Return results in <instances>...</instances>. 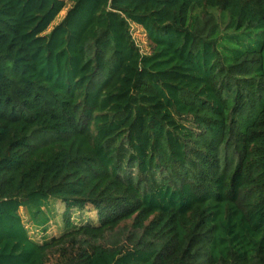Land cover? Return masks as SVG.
Returning a JSON list of instances; mask_svg holds the SVG:
<instances>
[{"label": "trees", "instance_id": "1", "mask_svg": "<svg viewBox=\"0 0 264 264\" xmlns=\"http://www.w3.org/2000/svg\"><path fill=\"white\" fill-rule=\"evenodd\" d=\"M0 264H264V0H0Z\"/></svg>", "mask_w": 264, "mask_h": 264}, {"label": "rangeland", "instance_id": "2", "mask_svg": "<svg viewBox=\"0 0 264 264\" xmlns=\"http://www.w3.org/2000/svg\"><path fill=\"white\" fill-rule=\"evenodd\" d=\"M70 5L71 4L67 2L66 7L60 12V14L57 16L54 22L50 25L49 29L46 32H49L53 28L54 25H56L58 22H60L63 19ZM214 13L220 19L221 33L224 35L227 34V36L229 35V33H234V30L232 28H228L229 17L226 14H223L219 10H215ZM131 31H132L133 37L135 38L137 44L141 47V49L144 51H150L151 47H150L149 41L147 40V35L144 29L139 25L132 24ZM52 199H53V202L51 204L52 211L50 212V215H51L50 223L48 225V229L46 230L47 237L53 234H55L56 236H59L62 233L63 228H65L66 218H67V209H66V205L63 202V200H61L60 198H52ZM20 212L22 214L23 219L27 223L28 216L26 214V210L24 208H21ZM70 215H71V220L77 225L87 223V222H95V223L98 222V212L97 210L93 209L92 206H87L84 209L74 207L71 209ZM127 224H128V227L131 228L132 221H128L126 225ZM30 231L32 232L31 234L34 238H36V236L38 239L43 238L42 237L44 234L43 231H41L42 233L38 234L42 236L37 235L38 233L37 230H34V229L32 230L31 228ZM130 232L131 230L128 229L126 235L120 236L117 234L116 242L120 244L126 243L127 242L126 238Z\"/></svg>", "mask_w": 264, "mask_h": 264}, {"label": "crops", "instance_id": "3", "mask_svg": "<svg viewBox=\"0 0 264 264\" xmlns=\"http://www.w3.org/2000/svg\"><path fill=\"white\" fill-rule=\"evenodd\" d=\"M52 202H53V199L51 198V199L49 200V202L47 203V206L45 207V211L47 212V214H48L49 217H51L50 212L52 211V206H51ZM65 205H66V204H65ZM66 209H67V205H66ZM26 214H27V216H28L27 223H26V221H25L24 219H23V220H24L25 225L28 227L29 234H30V236H31V238H32L33 240H35V241H37V242H43V241H45V240L50 239V238L53 237V236H56L55 234L50 235L49 237L46 236V230L48 229V225H49L50 221L46 224L45 227H43V226H36V225L30 220V217H29V214L27 213V211H26ZM31 228H32V230L34 229V230H37V231H38L37 235H38L39 233H42L41 231H43V232H44L43 236H42V235H38V236H42L43 238H42V239H38L37 236H36V238H34V237L32 236V234H31L32 232L30 231ZM64 230H65V228H63L62 233L64 232ZM62 233H61V234H62Z\"/></svg>", "mask_w": 264, "mask_h": 264}]
</instances>
